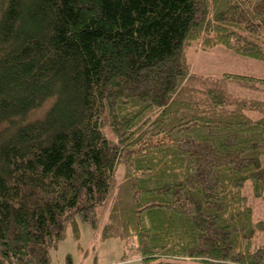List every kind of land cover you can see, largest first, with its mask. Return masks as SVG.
Wrapping results in <instances>:
<instances>
[{"label": "trees", "instance_id": "obj_1", "mask_svg": "<svg viewBox=\"0 0 264 264\" xmlns=\"http://www.w3.org/2000/svg\"><path fill=\"white\" fill-rule=\"evenodd\" d=\"M200 40L264 61V0H0V264L109 201L141 264H264V100L228 88L264 77L192 72Z\"/></svg>", "mask_w": 264, "mask_h": 264}, {"label": "rangeland", "instance_id": "obj_2", "mask_svg": "<svg viewBox=\"0 0 264 264\" xmlns=\"http://www.w3.org/2000/svg\"><path fill=\"white\" fill-rule=\"evenodd\" d=\"M188 61L194 73L220 77L224 73H234L264 77V61L238 54L225 46L218 45L205 49L200 41H194L187 51ZM236 96L264 100V90L254 91L237 83L228 85ZM252 119L261 115L258 111H247ZM120 167L116 179L123 177ZM249 205L253 208L254 220H264V199L255 195L252 182L248 181L243 189ZM110 201L96 208L92 221L80 222V240L74 237L71 228L65 230L61 238L53 240L49 246L51 264H141L139 257L132 252L133 241L125 242L119 238L101 241V231L110 211ZM257 244H264V231L256 236ZM188 264H201L190 260Z\"/></svg>", "mask_w": 264, "mask_h": 264}]
</instances>
